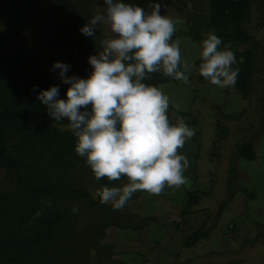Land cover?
Wrapping results in <instances>:
<instances>
[{
    "label": "trees",
    "instance_id": "obj_1",
    "mask_svg": "<svg viewBox=\"0 0 264 264\" xmlns=\"http://www.w3.org/2000/svg\"><path fill=\"white\" fill-rule=\"evenodd\" d=\"M201 1L163 0L167 7L161 9V14L176 22L173 41L187 37L201 50L202 32L214 31L222 40L221 48L230 45L235 55L233 68H239L237 80L233 88L224 89L240 95L245 100V108L238 113L227 114L220 105L212 106L216 131L212 144L217 145L224 139V121L241 120L249 108L257 120L256 126L249 122L243 127L244 131L249 128L250 134L237 140L236 150L228 160L227 202L225 200L219 205L213 217L214 223H191L193 227L182 232L186 235L181 239L180 258L193 253L200 244L208 246L209 239H214L215 245L221 243L220 240L217 242V236H211V230L235 194L253 199L251 193L233 185L236 177L234 166L238 159L253 161V139L264 132V36L255 34L259 26L264 28V0ZM125 2L148 6V0ZM189 2L191 10L187 7ZM100 6H105L104 0H0V7L9 9L0 21V264H124L121 256L126 258V253L140 256L142 264H145L151 248L155 242L158 244L159 238L153 234L157 235L160 227L153 224L162 215L141 216L131 208L135 199L154 203V195L138 191L121 210H113L110 205L100 203L98 197L93 198V192L101 185L120 187L126 179L96 180L85 158L75 152L76 138L66 127L67 121H53L37 99L41 90L54 85L59 87V98L66 99L69 85L54 75L53 64H50L62 55L70 66L68 76L88 78L92 71L88 57L100 50L99 38L103 28L98 27L97 37L85 36L80 29L99 11ZM38 7L44 9L46 29L38 27L35 41L27 43L25 37L31 28H27L28 23ZM253 9L258 11V18L247 29ZM178 20L186 22L185 31ZM42 50L54 58H43ZM200 62L199 57L194 65L198 67ZM195 74V81L201 83L203 77L197 71ZM143 82L158 87L166 83L175 84L178 80L159 72L150 74V79ZM168 114L173 124L176 116L182 117L189 127L197 123L190 114L177 112L172 106ZM188 186L192 189L184 191L179 187L183 194H177L183 200L182 218L197 212L189 210V207L197 205L199 195L207 192L205 188L194 190V186ZM178 189L166 187L163 197L169 190L175 192ZM74 205H78L76 213L72 212ZM228 223L227 230L234 235L235 226ZM174 224L179 226L180 223L176 221ZM252 224L257 231L252 239L247 240V245L251 246L258 240L264 245L261 224ZM114 228L143 237L132 236L131 239L136 238L138 242L132 250L130 244L120 247L113 242L115 240L104 242L105 230ZM146 237L149 240L146 241ZM215 250L206 249L204 257L220 255ZM183 261L188 262L187 259ZM232 264H237V261Z\"/></svg>",
    "mask_w": 264,
    "mask_h": 264
},
{
    "label": "clouds",
    "instance_id": "obj_2",
    "mask_svg": "<svg viewBox=\"0 0 264 264\" xmlns=\"http://www.w3.org/2000/svg\"><path fill=\"white\" fill-rule=\"evenodd\" d=\"M104 5L80 29L85 36L97 37L98 27L106 26L100 50L88 57V78L68 76L70 66L54 62L62 83L69 85L66 99L59 98L55 85L41 90L37 99L53 121H67L76 138L75 152L85 158L96 180L126 179L120 187L101 185L93 192L100 203L121 210L138 191L160 195L166 187L178 189L187 183L189 162L179 149L195 130L179 116L173 124L169 97L143 81L162 72L187 84L186 72L193 68L212 85L233 88L239 68H233L231 46L221 48L214 31L202 32L199 66L182 63L181 41H173L176 22L161 14L167 7L163 0H148L147 7L125 0H104ZM187 7L192 9L191 2ZM174 107L180 111L179 105ZM72 212H78V205Z\"/></svg>",
    "mask_w": 264,
    "mask_h": 264
},
{
    "label": "rangeland",
    "instance_id": "obj_3",
    "mask_svg": "<svg viewBox=\"0 0 264 264\" xmlns=\"http://www.w3.org/2000/svg\"><path fill=\"white\" fill-rule=\"evenodd\" d=\"M201 2L205 3L206 0ZM100 8L103 7L100 6L99 11L101 10ZM0 11V21H2V17L9 12V9L4 10L0 7ZM257 13V10H252V17L246 25L247 29H250L255 24L258 18ZM44 15V9L38 7L35 15L29 20L27 28H31L25 37L27 43L35 41V30L38 27L43 30L46 29ZM177 23L182 26L183 31L186 30L187 24L184 20H178ZM102 28L103 31L100 33V37L106 31V26H102ZM255 34L261 37L264 36V28L259 26ZM180 41L182 63L187 62L189 65H194V62L200 57L201 50L195 42L187 37L181 38ZM41 56L43 58H54L45 50L41 51ZM65 61V57L62 55L60 58L51 61L50 64H54V62L66 64ZM51 66L53 68V65ZM53 70L54 75L60 78V70L54 68ZM195 73L196 71L193 68L186 72L189 77L187 84L178 80L175 84L166 83L158 86V88L169 97L170 106L175 109L174 106L179 105L180 112H186L197 120L195 126L191 127L195 130V135L191 139L186 140L183 148L179 149V154L186 156L189 162L184 172L188 183L181 186L184 188L182 190H191V187H187V185L191 184L194 186V190L205 188L207 192L205 195H199L197 205L194 204L189 207V210H197V212L191 214L192 216H184L185 218H182L180 213L183 200L177 197L179 192L183 194L180 188L178 189L179 191L175 190V192L169 190L168 195L165 197L162 194L154 195V203L140 199H135L131 202L132 210L139 212L141 216L158 217L162 215L160 218L158 217V221L156 218L153 224L154 227H160L157 229L158 234H153L159 238L158 244L155 242L154 248H151L149 254L147 253L148 262L145 264H232L235 261H237V264H264V245H262L261 241H255L251 246L247 245V240L252 239V236L257 231L252 222L260 223L264 232V132H261L253 139V161L238 159L234 166L236 177L233 185H237L241 189L246 190V192L251 193L253 199H246L243 195L237 193L226 204L218 222H215L211 230V236H217V242L220 240L221 243L219 245H215L214 239H209L207 242L208 246L200 244L194 248L193 253L189 252L188 255L182 258L178 256L180 250H182L181 239L186 235L182 234V232L188 231V226L192 225L191 223L197 224L200 221L208 225L214 223L213 217L219 205L225 200V203L227 202L228 176L226 170L228 160L234 153L237 140L244 139L250 134L249 128L244 131L243 127L247 126L249 122L255 125L257 120V116L249 108L241 120L224 121L226 128L224 139L220 140L217 145L212 144L213 136L216 134V131H214L215 112L212 106L220 105L227 114L238 113L245 108V100H242L240 95L236 93L226 92L224 88L212 85L204 78H202L201 83H197L194 79ZM1 175L2 170L0 169V177ZM164 194H166L165 191ZM176 221L180 223L179 226L174 224ZM228 222L235 226L234 235L227 230ZM146 228L150 227L147 226ZM132 236L143 237L125 230L106 229L104 242L115 240L113 242L120 247L130 244V250H132L133 247L138 245L136 238L135 240L131 239ZM145 240L149 239L146 237ZM209 248L211 250L216 248L215 252L220 253V255L204 257L203 253ZM143 252H146V250L143 249ZM124 255L127 256L126 258L121 256L124 264H142L140 256H133L130 253ZM184 259H187L188 262L183 261Z\"/></svg>",
    "mask_w": 264,
    "mask_h": 264
},
{
    "label": "crops",
    "instance_id": "obj_4",
    "mask_svg": "<svg viewBox=\"0 0 264 264\" xmlns=\"http://www.w3.org/2000/svg\"><path fill=\"white\" fill-rule=\"evenodd\" d=\"M163 196L165 195V194H162ZM201 222V221H200ZM198 223V222H197ZM195 224V223H194ZM189 228H192V226L190 225V226H188Z\"/></svg>",
    "mask_w": 264,
    "mask_h": 264
}]
</instances>
